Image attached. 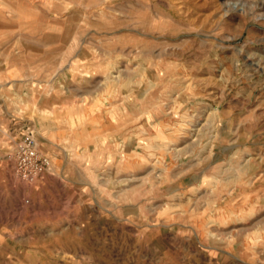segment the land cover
Segmentation results:
<instances>
[{
	"label": "rangeland",
	"instance_id": "rangeland-1",
	"mask_svg": "<svg viewBox=\"0 0 264 264\" xmlns=\"http://www.w3.org/2000/svg\"><path fill=\"white\" fill-rule=\"evenodd\" d=\"M44 1L0 29V264H264V0Z\"/></svg>",
	"mask_w": 264,
	"mask_h": 264
},
{
	"label": "crops",
	"instance_id": "crops-1",
	"mask_svg": "<svg viewBox=\"0 0 264 264\" xmlns=\"http://www.w3.org/2000/svg\"><path fill=\"white\" fill-rule=\"evenodd\" d=\"M30 0H0V29H10L14 27H23L24 23L26 25L32 24V23H37L38 26H44L42 25L44 19H45V14H44V0L42 1H37L33 2V6L37 4V12L35 16L30 17L29 12L24 11L26 8L23 6H26L29 11L32 7L30 5ZM39 5L41 6V11H42V16L40 14V8ZM34 9V8H33ZM32 10V9H31ZM16 13V14H15ZM28 16V17H27ZM25 18H28L27 22L24 20ZM17 20V23L20 24H15ZM20 19V21H19ZM43 19V20H42ZM22 23V24H21ZM44 30V29H43ZM45 36H41L39 38H36L33 42L38 45H42L45 47L46 45V39L44 38ZM19 42L22 44V41L19 40ZM15 43L14 40H9V38H1L0 44H9L13 45ZM28 43V42H26ZM64 107L59 110L58 116H59V125L63 124L64 130H59L55 135V140L57 141H63L65 138H69L73 143H76L74 141V136L77 135V133H84L88 132L89 130L85 127V129L79 127L86 125L88 121H92L94 119V112L92 111V105L91 106H79V105H73L71 103L63 105ZM67 107V108H65ZM84 144H87V139L83 141ZM84 144H81L82 147Z\"/></svg>",
	"mask_w": 264,
	"mask_h": 264
},
{
	"label": "built area",
	"instance_id": "built-area-1",
	"mask_svg": "<svg viewBox=\"0 0 264 264\" xmlns=\"http://www.w3.org/2000/svg\"><path fill=\"white\" fill-rule=\"evenodd\" d=\"M9 158L14 175L23 182L31 183L50 169V158L40 149L32 131L23 132L14 143Z\"/></svg>",
	"mask_w": 264,
	"mask_h": 264
},
{
	"label": "bare ground",
	"instance_id": "bare-ground-1",
	"mask_svg": "<svg viewBox=\"0 0 264 264\" xmlns=\"http://www.w3.org/2000/svg\"><path fill=\"white\" fill-rule=\"evenodd\" d=\"M234 5H235V4H234ZM234 5H233V6H234Z\"/></svg>",
	"mask_w": 264,
	"mask_h": 264
}]
</instances>
